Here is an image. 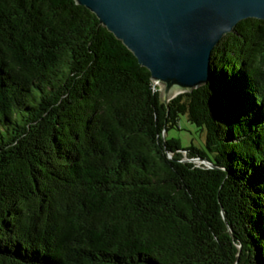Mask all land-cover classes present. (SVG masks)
<instances>
[{
	"label": "trees",
	"instance_id": "16d2710c",
	"mask_svg": "<svg viewBox=\"0 0 264 264\" xmlns=\"http://www.w3.org/2000/svg\"><path fill=\"white\" fill-rule=\"evenodd\" d=\"M0 264H264V21L165 106L84 7L0 0Z\"/></svg>",
	"mask_w": 264,
	"mask_h": 264
},
{
	"label": "water",
	"instance_id": "95a60500",
	"mask_svg": "<svg viewBox=\"0 0 264 264\" xmlns=\"http://www.w3.org/2000/svg\"><path fill=\"white\" fill-rule=\"evenodd\" d=\"M72 1L121 42L154 85L163 86L158 91L165 106L209 81L213 49L240 21H264V0Z\"/></svg>",
	"mask_w": 264,
	"mask_h": 264
},
{
	"label": "rangeland",
	"instance_id": "374dc122",
	"mask_svg": "<svg viewBox=\"0 0 264 264\" xmlns=\"http://www.w3.org/2000/svg\"><path fill=\"white\" fill-rule=\"evenodd\" d=\"M158 89H162V85H156ZM168 138L178 139L182 148H186L193 144L197 148H203L205 132L188 123L185 116L179 118V129H171L167 134Z\"/></svg>",
	"mask_w": 264,
	"mask_h": 264
}]
</instances>
